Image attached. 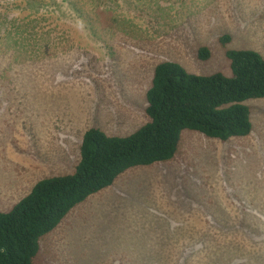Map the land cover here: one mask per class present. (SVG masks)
I'll return each mask as SVG.
<instances>
[{"label":"rangeland","instance_id":"obj_1","mask_svg":"<svg viewBox=\"0 0 264 264\" xmlns=\"http://www.w3.org/2000/svg\"><path fill=\"white\" fill-rule=\"evenodd\" d=\"M229 48L264 55V0H0V210L73 173L88 128L146 122L159 62L230 74ZM246 103L250 135L183 130L174 159L75 206L35 264H264V98Z\"/></svg>","mask_w":264,"mask_h":264},{"label":"trees","instance_id":"obj_2","mask_svg":"<svg viewBox=\"0 0 264 264\" xmlns=\"http://www.w3.org/2000/svg\"><path fill=\"white\" fill-rule=\"evenodd\" d=\"M226 54L230 74H194L176 61L159 62L147 92L146 122L128 135L88 128L73 173L38 180L11 209L0 210V264H35L40 239L75 206L132 167L174 159L183 130L223 141L250 135L252 111L246 102L264 98V55L244 48ZM210 55L207 46L198 49L200 59Z\"/></svg>","mask_w":264,"mask_h":264}]
</instances>
